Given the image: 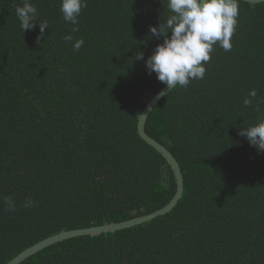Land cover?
Returning <instances> with one entry per match:
<instances>
[{
	"label": "trees",
	"instance_id": "trees-1",
	"mask_svg": "<svg viewBox=\"0 0 264 264\" xmlns=\"http://www.w3.org/2000/svg\"><path fill=\"white\" fill-rule=\"evenodd\" d=\"M30 2L43 36L38 25L22 32L23 0H0V264L61 231L152 213L175 193L169 166L137 134L164 84L134 54L162 42L147 37L167 0H87L76 32L60 0ZM239 7L231 51L215 45L205 77L172 89L146 122L181 167L173 210L21 264H264V153L238 134L264 119V2ZM69 34L84 40L79 51ZM252 89L256 107H245Z\"/></svg>",
	"mask_w": 264,
	"mask_h": 264
},
{
	"label": "clouds",
	"instance_id": "clouds-1",
	"mask_svg": "<svg viewBox=\"0 0 264 264\" xmlns=\"http://www.w3.org/2000/svg\"><path fill=\"white\" fill-rule=\"evenodd\" d=\"M240 0H167L169 14L158 26H149V41L155 38L157 43L151 55L145 58L143 52L134 54L136 60H143L149 75L155 74L156 79L163 83L168 91L179 87H187L193 80L205 77V65L211 60L214 46L219 45L224 51H231V38L235 34L240 14ZM87 0H60V11L63 20L71 24L72 32L78 31L79 17ZM22 32L31 30L38 25L40 35L49 28L47 21L37 23L38 12L30 0H23L22 6L15 9ZM171 33L168 35V33ZM66 42H72L74 51H79L84 40L69 35L64 36ZM257 91L252 89L244 98L245 107H256L254 101ZM258 110V109H257ZM240 136L258 153H264V119L246 128H240ZM6 210L14 212L16 202L10 196L2 198ZM35 202L26 198L24 207H32Z\"/></svg>",
	"mask_w": 264,
	"mask_h": 264
},
{
	"label": "water",
	"instance_id": "water-1",
	"mask_svg": "<svg viewBox=\"0 0 264 264\" xmlns=\"http://www.w3.org/2000/svg\"><path fill=\"white\" fill-rule=\"evenodd\" d=\"M243 2L249 3V4H258L263 3L264 0H241ZM168 89L164 85L156 94H154L142 112L140 113L138 117L137 122V134L140 137V139L147 144L149 147L154 149L167 163L170 170L172 171L174 180H175V193L173 197L170 199V201L164 205L163 207L159 208L158 210L149 213L144 216L132 218L129 220H125L118 223H109V224H103L99 226H92L87 228H80V229H73V230H67V231H61L57 234H54L52 236H49L32 246L26 248L22 252H20L17 256L12 258L9 262L6 264H21L25 260H27L29 257L37 254L38 252L65 240L75 238V237H81V236H95L100 234H106V233H115L117 231H121L124 229L132 228L134 226H138L141 224H144L146 222L152 221L158 217L164 216L168 214L173 208L178 204L180 201L183 191H184V177L181 171V167L176 160V158L173 156V154L159 141L153 139L146 133V122L151 114V112L154 110V108L159 104V102L171 92V90L166 93V95H161L162 92H166Z\"/></svg>",
	"mask_w": 264,
	"mask_h": 264
}]
</instances>
